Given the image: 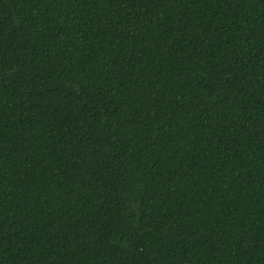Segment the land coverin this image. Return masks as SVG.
Masks as SVG:
<instances>
[{"label":"trees","instance_id":"trees-1","mask_svg":"<svg viewBox=\"0 0 264 264\" xmlns=\"http://www.w3.org/2000/svg\"><path fill=\"white\" fill-rule=\"evenodd\" d=\"M0 264H264V0H0Z\"/></svg>","mask_w":264,"mask_h":264}]
</instances>
